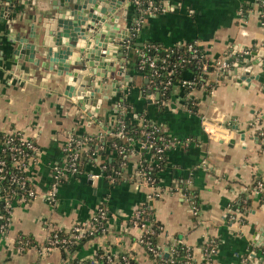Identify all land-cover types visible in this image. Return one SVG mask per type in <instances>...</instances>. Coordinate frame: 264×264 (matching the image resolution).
<instances>
[{
	"label": "crops",
	"instance_id": "1",
	"mask_svg": "<svg viewBox=\"0 0 264 264\" xmlns=\"http://www.w3.org/2000/svg\"><path fill=\"white\" fill-rule=\"evenodd\" d=\"M159 1L162 8L145 15L134 45L129 39L137 17L135 7L129 3L116 10L121 14L120 28L129 30L123 40L122 65L124 70L129 67L133 80L125 85L120 75L118 90L107 81L105 91L95 93L108 94L102 98L96 118L86 115L63 94L59 76L32 62L11 59V37L18 31L27 36L30 25L40 27L45 1L15 4L8 28L6 18L0 17V131L21 130L38 146L36 159L26 170L36 195L12 206L7 229L0 230V264H70L74 258H93L98 249L128 253L137 264H157L138 242L139 228L127 222L142 202L149 205L154 220L162 226L157 234L161 246L184 243L197 263L207 240L214 238V264H258L264 245V200L249 190L256 180L264 179V64L259 60L249 65L257 78L244 83L235 80L230 69L243 55L252 59V50H264L259 0ZM6 3L0 0V8ZM192 40L208 64L200 81L185 94L183 84L176 81L164 97L158 90H150L152 81H144L146 74L130 68L135 45L156 43L165 49ZM243 49L249 52L243 54ZM234 53V61H228L231 67L217 73L213 64ZM187 97L194 100L196 110L186 106ZM124 98L132 102L127 110L132 121H150L182 141L167 150L155 187L137 181L143 150L138 143L122 161L116 149L104 144ZM82 134L98 139L100 149L88 156L80 174L60 182L55 202H48L44 193L52 168L63 158L61 147L68 137ZM105 159L118 162L115 179L107 173L87 177L88 172L100 173V161ZM240 192L251 199L238 208L235 203ZM188 194L197 198L196 214L189 210ZM100 204L109 213L105 232L66 254L58 246L46 248L53 229L70 230L88 220ZM234 209L235 217L228 219ZM20 233L32 236L37 245L21 251L16 242Z\"/></svg>",
	"mask_w": 264,
	"mask_h": 264
},
{
	"label": "water",
	"instance_id": "2",
	"mask_svg": "<svg viewBox=\"0 0 264 264\" xmlns=\"http://www.w3.org/2000/svg\"><path fill=\"white\" fill-rule=\"evenodd\" d=\"M44 1L45 5L41 10L44 18L40 27L34 29L30 25L27 36L18 31L11 37V59L32 62L59 76L57 82H62L63 94L86 115L96 118L102 98H108V94L104 92L102 96H97L95 93L105 91L107 81L118 90L120 75L125 85L133 80L128 66L125 72H122L123 40L127 38L129 30L120 28L121 14L116 11L126 8L130 1ZM26 2L27 0H7L0 8V17L7 20L6 28L14 19L13 13L12 18L9 14L15 4L20 6ZM32 2L35 3V0ZM250 54L252 59L243 55L232 62L230 71L239 82L257 78L255 74L250 73L249 65L259 60L264 64V50L254 49ZM235 58L234 53L226 61H234ZM144 81H148V78Z\"/></svg>",
	"mask_w": 264,
	"mask_h": 264
},
{
	"label": "built area",
	"instance_id": "3",
	"mask_svg": "<svg viewBox=\"0 0 264 264\" xmlns=\"http://www.w3.org/2000/svg\"><path fill=\"white\" fill-rule=\"evenodd\" d=\"M130 3L135 7V11L137 12V17L133 23L132 26V36L137 33L141 22L146 14L153 13L162 8V4L159 1V4L156 3V0H146V5H142L143 0H129ZM259 15L260 19L264 23V0H259ZM130 43V42H129ZM128 43V46L131 44ZM185 43V51L188 52L189 57L183 56L182 54L178 55V58H180V61L184 62L186 60L195 58L196 60L200 61L202 57L204 56L203 51L200 50V47L196 43V41H187ZM135 51L140 56V62L141 67L142 65H147L153 68V71L151 76L149 77V80L152 82H156L158 85V88L160 90L165 91L169 86L172 85L171 76L176 71V64H169L168 60L165 57L160 58L161 64L159 66L160 69H163V75L166 77L165 80H159L156 78V80L153 78V76H157L160 74L159 69H157V56H150L145 51L140 50L139 48H135ZM248 49H243L242 53L246 54L248 53ZM167 53L166 55H168ZM207 61L202 62V70L205 71L207 68ZM231 63H229L226 60H217L213 66L217 73H222L226 71L230 66ZM125 66L122 65V72H125L124 70ZM158 80V81H157ZM182 84H186L188 86H194L197 84L196 80L194 79H188L187 77L180 81ZM121 111L120 114L117 116L115 123L117 124V129L113 133L115 136H118L119 138H124L127 140H132V136L126 135V123L124 119V110H125V104L121 102ZM150 129L144 131L146 134V137L140 144L143 148H152L157 153H164L168 149L175 147L176 145L180 144L182 141L176 137H173L169 135L167 132L163 131L160 126L152 123L150 125ZM163 132L159 134L156 138L155 134L158 132ZM7 133V137L4 140V143L7 144V148L10 151V158L13 162V164L19 168L24 174H16V173H9L6 168V160L0 157V186L2 185V182L6 175H8V178L11 182H16L20 188H23L26 192L22 196H20L17 200L13 199L12 201V195H7L3 193V189L0 187V199H4V209L8 213L7 215H3L4 222L0 223V230L3 232L8 226L9 218H10V211L12 209V206L14 205V202L24 201L28 198H32L36 195L34 188H26V181L28 178L27 176V167L30 163H32L37 156L38 146L36 142L32 138H28L24 136V133L21 130H8L4 131ZM264 133L263 131H261ZM191 139V138H190ZM158 140V142H157ZM62 152L63 158L62 160L54 165L53 172H52V179L49 184L48 189L44 193V198L51 203H54L57 196V191L60 182L64 180V178H67L69 176L77 175L80 172V158L82 152L85 150L87 151L89 149L88 145L86 144L85 140H75L73 135L68 137V140L62 145ZM0 149H5L3 145L0 143ZM125 148L122 146L119 151H123ZM91 154H95V151H92ZM106 168L105 164L101 165L102 171L99 172H88L87 177L93 178L95 176H99L102 173L103 170ZM119 170L114 169L112 172H108L107 175L110 177V179L114 180L116 175L118 174ZM137 181L147 183L148 185L155 187L156 184L154 182V178L152 176H149L147 174V171L144 169L137 170ZM264 185V179L257 180L255 184L250 188V191L259 194L262 187ZM245 190L246 188L243 187ZM156 193H154L155 196ZM189 199V210L192 214H196L198 212V203L194 199V196H187ZM234 211H229L228 219L234 218L236 213ZM144 209L140 207H136L130 216L128 217V223L135 225L139 228L140 233L138 236V242L140 244L145 243L147 244V248L151 249L155 252L156 256L153 258H156L157 264H175L174 263V257L172 256V253L175 252L173 246H169L168 248L161 249L159 251H156L152 245H150V240H148V236L150 234L154 233V230L152 228L151 222L147 220L143 216ZM108 210L105 205L100 204L96 211L92 214V216L86 220L85 222L76 223L72 226L71 231L67 237L64 236H58L57 233H53L52 235L49 234L47 237L46 242V248H50L53 246H63L66 248L67 244L71 242V238H78L80 236H86L93 234L95 231L99 230L102 233L107 230V220H108ZM181 243V242H179ZM186 253L182 256L185 263H192V264H214V255L217 251V240L214 238H210L207 240L206 244L203 247L202 252V259L201 261L194 263L192 260V253L191 248L186 245ZM19 249L21 251L24 250V247L20 244L18 245ZM146 248V250H147ZM106 252V251H105ZM106 259L109 261V264H130L129 262V255L123 254L121 256V259L116 258L115 260L112 259V257H116L118 254H111L110 252H106ZM170 255V256H169ZM262 256H260V260L258 261V264H264V249H262ZM131 256V255H130ZM169 256L167 259L166 257ZM181 257V258H182ZM94 258V257H93ZM192 261V262H191ZM70 264H74V262H71Z\"/></svg>",
	"mask_w": 264,
	"mask_h": 264
},
{
	"label": "trees",
	"instance_id": "4",
	"mask_svg": "<svg viewBox=\"0 0 264 264\" xmlns=\"http://www.w3.org/2000/svg\"><path fill=\"white\" fill-rule=\"evenodd\" d=\"M146 3H147L146 0H143L142 5L143 6L146 5ZM156 3L159 4V0H156ZM135 37H136V33L129 39V42L133 45L135 42ZM185 46H186L185 43H179V44H174L173 46L167 47L165 49H162L161 46L156 44V43H149V44L143 45V46L135 45L132 52L129 50L131 52L130 68L134 72L146 74V76L148 77V80H149V77L151 76L150 73H152L153 68H151L150 66H147V65H142V67L140 66L141 65L140 56L135 51V48H139L140 50L145 51V53H147L150 56H157V69H159L160 74L158 75V77L153 76V78L155 80H156V78L159 80H165L166 79V77L162 74L163 69L159 68V66L161 64L160 58L165 57L168 60L169 64H173V63L176 64V71L171 76L172 82L182 81L183 79L186 78V75H189L187 77L188 79H194V80H196V82H199L200 78L203 77V74H204V71L202 70V62L203 61L205 62L206 58H205V56H203L200 61L196 60L195 58L186 60L184 62L180 61V58H178L179 54H182L183 56L187 57V59L189 57L188 52L185 51ZM200 50L202 51L201 48H200ZM167 53H169V54L166 55ZM192 87H194V86H188L186 84H183V94L187 93V91L189 89H191ZM160 88H158V85L156 84V82L153 81L150 83V90H158L159 92H161L164 95V97H167L171 86H169L163 92H162V90H160ZM185 101H186L185 102L186 106L188 108H190L192 110L197 109V106L195 105L194 100L191 97H187L185 99ZM123 103L126 106V112L123 115L124 119H125V123H126V129H125L126 135L132 136V140H127V139L119 138L118 136H115L113 134L117 129L116 128L117 124L115 123V125L112 127L109 135L107 136V141L104 142V144L107 145L109 148L116 149L118 151L120 161H122L124 159V157L127 156L130 149L132 147H134L135 143H138V145L140 146V144L142 143V141L146 137V134L144 131L150 129V127H151L150 125L152 124L150 121H146V120H144L142 122L132 121L130 119L128 112H127L128 108H129V104L132 102L130 100L124 98ZM261 130L264 132V128H262ZM161 133H163V132L159 131L158 133H156L155 134L156 138ZM7 136L8 135L6 132L0 131V143L3 145V147H5V149H0V157L6 160V163H7L6 168L8 170V175L11 172L16 173V174H24L21 170H19V168H17L13 164V162L10 158V151L7 148V144L4 143V140ZM73 137L75 140H83L84 139L86 144L89 147V149L87 151L84 150L81 154L80 164H79V167H80L79 169L81 172L84 169V161L89 159L88 156L92 155L91 154L92 151H95V153H97L100 149L99 146H101V144H100V141H98V139L93 138L92 136L87 135V134L73 135ZM157 142H158V140H157ZM122 146L125 149L123 151H119ZM166 152L160 154V153H157L152 148H143L142 156H141L142 158H140L139 166H138L137 170H139V169L146 170L147 174L149 176H152L154 178L155 184H157V182H158L157 172L164 163ZM101 161H100L101 165L102 164L106 165V168L103 170L104 173L112 172L114 169L120 170L118 162L116 163V161H114V160L108 161V159H105L102 162ZM8 175H6V177L4 178V180L2 182V185L0 187H1V189H3V193H5L7 195L13 194L12 195V201H13V199L17 200L20 196L25 194L26 191L23 188H20L16 182H11L10 179L8 178ZM256 181L253 184H255ZM26 188H34L33 185L30 183L29 179H27V181H26L25 189ZM258 195H259L260 200L263 201L264 200V191L261 190ZM189 196H191V195H189ZM192 196H194V199L198 203L196 196L195 195H192ZM250 199L251 198L249 195H247V193H244V192L241 193L240 192V198L235 203V206H237L238 208H241L244 203H249ZM3 203H4V199L1 198L0 199V223L5 221L3 218V215L8 214L4 209ZM14 203H17V202H14ZM102 205H104V204H102ZM138 207L144 209L143 216L151 222L152 228L154 230V233L150 234L148 236V240H150V245H152L156 251H159V250L164 249V248H168L169 246L172 245L174 250H175V252L172 253V256L174 257V263L175 264H192L193 263L192 261H191L192 263H185L183 260L182 256L187 252L186 246L184 243L168 242L165 245V247L158 244L157 234L162 229L161 224L158 221L154 220L151 208L149 207V205L146 202H142L140 205H138ZM6 229H7V226H6L5 230ZM70 231H71V229L65 230L62 228H55L50 232V234L52 235L53 233H57V235L60 237L61 236L67 237L69 235ZM99 233H101V231L97 230L93 234H90V235L80 236L76 239L71 238V242L67 244L66 248H64L63 246H60V245H57V246L60 247L63 250V252L66 254L67 252H72L73 250H75L77 248L78 244L82 243L83 241L87 240L88 238L93 237L94 235L99 234ZM16 242H17V245L21 244L24 247V250L30 248L31 246L37 245V243L32 238V236H30L28 234H24V233H20L18 235V237L16 238ZM142 245L145 249L147 248V244L142 243ZM262 248L264 249V245L262 246ZM146 251L151 257L156 256V254L153 250L147 248ZM105 253L106 252L104 250L98 249L94 253V258H89V259L74 258L72 260V262H74V264H109L110 262L107 261ZM123 254L129 255L128 253L119 252L118 255L116 257H112V259L113 260H115L116 258L121 259V256ZM169 256H167L166 258L168 259ZM129 262H130V264H137L135 259L130 255H129Z\"/></svg>",
	"mask_w": 264,
	"mask_h": 264
}]
</instances>
